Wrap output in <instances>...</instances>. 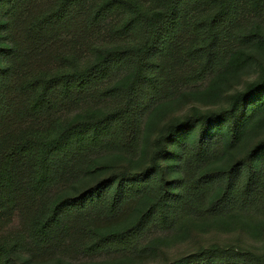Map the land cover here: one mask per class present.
Listing matches in <instances>:
<instances>
[{
  "label": "trees",
  "instance_id": "obj_1",
  "mask_svg": "<svg viewBox=\"0 0 264 264\" xmlns=\"http://www.w3.org/2000/svg\"><path fill=\"white\" fill-rule=\"evenodd\" d=\"M210 233L165 264H264V0H0V264Z\"/></svg>",
  "mask_w": 264,
  "mask_h": 264
},
{
  "label": "rangeland",
  "instance_id": "obj_2",
  "mask_svg": "<svg viewBox=\"0 0 264 264\" xmlns=\"http://www.w3.org/2000/svg\"><path fill=\"white\" fill-rule=\"evenodd\" d=\"M110 26H107L105 29H101L99 33L95 34L94 41L97 43H102L103 41L107 40L108 42L111 40V37L109 35L108 29ZM178 68L177 70H179ZM209 78L206 79L203 82L198 83L195 85L196 87L203 88L208 84ZM186 87V86H185ZM90 105H95L94 102H90ZM73 112H75V109H71L66 111L65 115L68 117ZM171 161V160H169ZM101 165V164H100ZM100 165H97L98 168H101ZM102 174H104L102 172ZM97 174L95 176H88L86 178H73L69 177L70 181H63L57 186H54L49 190L48 196L45 199V201H48L52 199L55 196H58L60 194V190L66 189V187H70L72 183H74V187L77 186H83L85 184L91 183L92 180H95L97 178ZM67 187V188H68ZM14 216H18L15 214ZM13 216V217H14ZM5 219V225L3 226V231L9 233V234H15L18 232H23V216L22 218H13ZM235 233H210L205 234L204 236L198 237V238H190L188 241L181 242L179 244L173 245L170 249L167 250L166 255H159L147 258L146 260H143L139 263H125V264H165L172 262L173 259L180 257L182 255H185L186 253L192 251V248H197L199 245H203L206 248H208L212 244H218L222 247H227L230 243H232L236 238ZM244 239H246L244 237ZM199 242L200 244H197ZM249 242V239H248ZM251 242V241H250ZM71 244V240L69 242ZM258 245H262V243H259ZM117 259H120L119 256L116 255H94V256H85L77 252L75 249H72V245L69 246V249L64 247H59L58 249L48 248L47 252L41 253L36 255L35 258H33L32 263L30 264H124L116 261Z\"/></svg>",
  "mask_w": 264,
  "mask_h": 264
}]
</instances>
